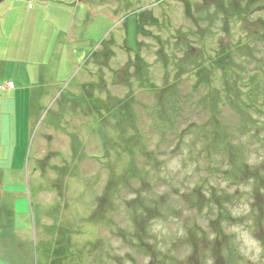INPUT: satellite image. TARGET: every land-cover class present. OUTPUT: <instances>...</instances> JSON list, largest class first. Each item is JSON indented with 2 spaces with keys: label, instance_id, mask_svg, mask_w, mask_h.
<instances>
[{
  "label": "rangeland",
  "instance_id": "obj_1",
  "mask_svg": "<svg viewBox=\"0 0 264 264\" xmlns=\"http://www.w3.org/2000/svg\"><path fill=\"white\" fill-rule=\"evenodd\" d=\"M48 1L0 2V264H264V0Z\"/></svg>",
  "mask_w": 264,
  "mask_h": 264
},
{
  "label": "crops",
  "instance_id": "obj_2",
  "mask_svg": "<svg viewBox=\"0 0 264 264\" xmlns=\"http://www.w3.org/2000/svg\"><path fill=\"white\" fill-rule=\"evenodd\" d=\"M22 1H24V3L26 4L25 6H23L26 14H28V15L31 14L33 16L36 15V13L39 11L40 4H42L44 2H49L48 0H34V1H32L33 2L32 8H28V3L25 0H22ZM49 26L53 27V30H52L53 33L57 32V25L54 23L52 18H50ZM72 26L73 25H71L70 28H72ZM52 32H51V34H52ZM51 34L49 33V29H48L49 40H51V37H50ZM7 82L11 83L12 86L10 88H8V87H5L4 85H2V87H1L2 89H5V90H7V89L11 90L12 89L14 91L17 90V88L15 87V84L12 81L8 80ZM25 195L26 194L23 193V195H20L19 199H16V200L13 199V197H5L3 195L0 197L1 204L6 208V212L15 213L16 207L20 208L21 206H23L22 209H24V210L21 213H27V212H29L28 204H29L30 210L32 209L33 204L31 202L30 196H25ZM18 202H20L21 204H18Z\"/></svg>",
  "mask_w": 264,
  "mask_h": 264
},
{
  "label": "water",
  "instance_id": "obj_3",
  "mask_svg": "<svg viewBox=\"0 0 264 264\" xmlns=\"http://www.w3.org/2000/svg\"><path fill=\"white\" fill-rule=\"evenodd\" d=\"M3 1V0H0V2ZM193 219L192 218H186L185 221H184V225L187 227V228H190L191 225H192V222Z\"/></svg>",
  "mask_w": 264,
  "mask_h": 264
},
{
  "label": "built area",
  "instance_id": "obj_4",
  "mask_svg": "<svg viewBox=\"0 0 264 264\" xmlns=\"http://www.w3.org/2000/svg\"><path fill=\"white\" fill-rule=\"evenodd\" d=\"M50 1H57V0H50ZM33 2L31 0H28V8H32Z\"/></svg>",
  "mask_w": 264,
  "mask_h": 264
}]
</instances>
